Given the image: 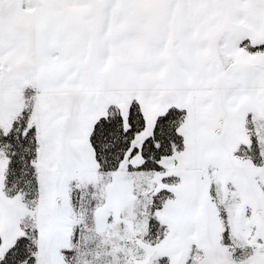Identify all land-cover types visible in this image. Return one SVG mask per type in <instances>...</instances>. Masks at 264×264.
Listing matches in <instances>:
<instances>
[{"label":"snow or ice","instance_id":"1","mask_svg":"<svg viewBox=\"0 0 264 264\" xmlns=\"http://www.w3.org/2000/svg\"><path fill=\"white\" fill-rule=\"evenodd\" d=\"M0 264H264V0H0Z\"/></svg>","mask_w":264,"mask_h":264}]
</instances>
